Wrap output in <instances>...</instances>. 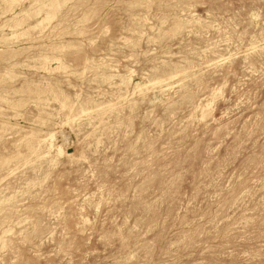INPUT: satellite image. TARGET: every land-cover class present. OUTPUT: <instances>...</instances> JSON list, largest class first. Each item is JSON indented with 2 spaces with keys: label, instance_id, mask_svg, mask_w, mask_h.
<instances>
[{
  "label": "rangeland",
  "instance_id": "1",
  "mask_svg": "<svg viewBox=\"0 0 264 264\" xmlns=\"http://www.w3.org/2000/svg\"><path fill=\"white\" fill-rule=\"evenodd\" d=\"M0 264H264V0H0Z\"/></svg>",
  "mask_w": 264,
  "mask_h": 264
},
{
  "label": "bare ground",
  "instance_id": "2",
  "mask_svg": "<svg viewBox=\"0 0 264 264\" xmlns=\"http://www.w3.org/2000/svg\"><path fill=\"white\" fill-rule=\"evenodd\" d=\"M52 134V133H51ZM53 146V145H52ZM51 147V146H50Z\"/></svg>",
  "mask_w": 264,
  "mask_h": 264
}]
</instances>
